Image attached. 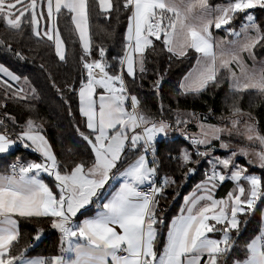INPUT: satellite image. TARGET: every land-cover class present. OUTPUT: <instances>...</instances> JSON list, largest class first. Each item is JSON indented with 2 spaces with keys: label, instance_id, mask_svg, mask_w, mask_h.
<instances>
[{
  "label": "snow or ice",
  "instance_id": "1",
  "mask_svg": "<svg viewBox=\"0 0 264 264\" xmlns=\"http://www.w3.org/2000/svg\"><path fill=\"white\" fill-rule=\"evenodd\" d=\"M256 9L264 10V0H0V48L18 61L28 56L14 43L34 41L67 63L66 39L78 41L72 52L78 79H65L63 87L53 79L51 86L69 115L80 118L83 128L80 122L75 128L87 150L86 159L61 160L32 103L40 98L37 88L0 63V159L21 148L36 154L16 155L0 168V264H264V176L249 171L264 170V131L240 104L250 91L264 97V59H257L264 57V22ZM114 14L127 24L122 52L109 59L107 48L94 43L92 20ZM157 52L166 54L169 70L185 66L177 97L224 90L223 111L183 110L179 100L173 108L163 98L155 113L145 107L130 84L145 77ZM164 75L158 72L152 84L157 97ZM10 104L22 106L27 118L18 119ZM173 132L183 141L169 147L175 167L167 173L159 145ZM202 163L203 178L166 219L161 201L168 190ZM227 183L232 187L218 196ZM258 203V230L246 235ZM22 221L50 225L59 234L57 252L30 255L44 228L22 244Z\"/></svg>",
  "mask_w": 264,
  "mask_h": 264
},
{
  "label": "trees",
  "instance_id": "2",
  "mask_svg": "<svg viewBox=\"0 0 264 264\" xmlns=\"http://www.w3.org/2000/svg\"><path fill=\"white\" fill-rule=\"evenodd\" d=\"M228 0H209L213 5L223 4ZM259 22H264V10H254ZM67 21L61 19V32H64V26ZM127 20L123 14L119 17L113 15L110 20H105L103 16L94 17L92 20V30L94 33V43L103 44L107 48L108 58L111 59L122 52L123 48V37L126 31ZM113 32L111 37L105 36L104 32ZM66 35V34H65ZM72 39H66V46L68 49L67 63H58L52 50L45 51L42 47H37L34 41H23L22 44L14 43L13 46L16 48H23L28 59L26 61H18L11 53L7 52L3 48H0V63L4 64L10 70L27 75L32 81L33 85L37 88L39 93V99L32 101L38 108L40 115L44 118V126L46 134L53 144L58 157L61 160L70 161L73 159H86V148L84 143L81 141L78 133L76 132L75 125L80 122L81 127L83 124L80 118L77 116L75 119L69 115L65 100L57 93L56 89L51 86V81L54 79L58 86L63 87L65 79L76 80L78 79L76 66L73 60L72 52L75 49L79 51V43H73ZM36 48L35 52H29L28 48ZM259 48L257 52L259 53ZM258 60L264 59L258 55ZM44 63L46 70H41L40 64ZM149 71L145 77L140 80L137 79L135 85L130 87L136 94L142 99V103L145 107L150 109L152 112L157 111V105L159 98H163L165 105H170L173 108L177 107V100H179V107L183 110H195L197 112H207V109L212 108L217 115L220 114L224 109L225 91L217 90L214 93H208L200 97H177L175 94V88L177 81L179 80L182 72L185 70L184 65H173L172 68L168 69V61L166 54L154 53L149 56ZM163 71L165 73L164 79L161 83V91L159 97L154 93L152 84L158 72ZM49 73L51 74L49 76ZM226 87V85H225ZM66 99L72 104L73 112L77 107L75 98L70 93L66 94ZM230 102V101H229ZM240 104L246 112H251L256 118L261 131H264V97H261L255 91L245 93L240 99ZM10 111L17 115L18 119L23 120L27 118L26 110L19 105L10 104ZM171 118V117H170ZM214 122V121H213ZM189 132L196 131L194 126L188 128ZM183 141V137L179 132L170 133L168 143H162L159 145V156L165 165V172L172 173L175 167V162H169L167 159L169 147H175ZM28 156L29 159H35L36 154L28 155V153L21 148L14 156L8 157L7 162L0 159V168L6 166V163H10L15 156ZM245 164V162H242ZM207 164L202 163L197 170V173L186 182L182 183L178 189H169L167 192V199L161 201V207L165 209L164 215L166 219H170L172 216L177 214L179 207L182 205V197L195 187L203 178L204 170L207 169ZM251 172L264 176V170L254 168ZM163 175V173H162ZM177 179H179V173H176ZM48 182V181H47ZM232 185L227 183L222 187L218 196H223ZM175 191L179 192V196H175ZM257 213L248 218V225L246 229V235H251L258 230V224L260 221L259 210L260 204L257 205ZM36 227H43L44 240L41 244L30 250V255H51L55 254L58 250L59 234L50 227L47 223L36 225L32 222H21V243L26 239H29L34 234L33 229Z\"/></svg>",
  "mask_w": 264,
  "mask_h": 264
},
{
  "label": "rangeland",
  "instance_id": "3",
  "mask_svg": "<svg viewBox=\"0 0 264 264\" xmlns=\"http://www.w3.org/2000/svg\"><path fill=\"white\" fill-rule=\"evenodd\" d=\"M227 2H228V1H227ZM258 61H259V60H258ZM248 63L251 65L252 62L249 60ZM241 159H242V158H241ZM241 159H240V160H241ZM239 162H240L241 164H243L241 161H239ZM245 164H246V162H245ZM257 167H258V166H256V167H251V168H249V171L251 172L254 168H257ZM258 168H259V167H258ZM254 174H255V173H254ZM48 182H49V183L51 182L50 179L48 180ZM258 204H259V203H258Z\"/></svg>",
  "mask_w": 264,
  "mask_h": 264
},
{
  "label": "crops",
  "instance_id": "4",
  "mask_svg": "<svg viewBox=\"0 0 264 264\" xmlns=\"http://www.w3.org/2000/svg\"><path fill=\"white\" fill-rule=\"evenodd\" d=\"M214 34H215V35H223L222 32H217V33H214ZM240 161H241V162H246V160H245L244 158H242ZM0 167H1V166H0ZM257 169H260V168L257 167ZM182 203H183V200H182Z\"/></svg>",
  "mask_w": 264,
  "mask_h": 264
},
{
  "label": "water",
  "instance_id": "5",
  "mask_svg": "<svg viewBox=\"0 0 264 264\" xmlns=\"http://www.w3.org/2000/svg\"><path fill=\"white\" fill-rule=\"evenodd\" d=\"M160 87H161V86H160ZM192 177H193V176H192ZM192 177H190V178H192ZM190 178H189V179H190ZM43 240H44V238H43V237H41V241H39V242H36V243H37V245L39 246ZM38 246H36L35 248H37Z\"/></svg>",
  "mask_w": 264,
  "mask_h": 264
}]
</instances>
